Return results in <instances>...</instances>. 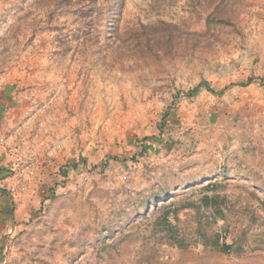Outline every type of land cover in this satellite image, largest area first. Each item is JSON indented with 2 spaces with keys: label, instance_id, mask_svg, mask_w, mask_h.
<instances>
[{
  "label": "rangeland",
  "instance_id": "rangeland-1",
  "mask_svg": "<svg viewBox=\"0 0 264 264\" xmlns=\"http://www.w3.org/2000/svg\"><path fill=\"white\" fill-rule=\"evenodd\" d=\"M98 6L0 0V264H264V0ZM210 181L239 254L152 232Z\"/></svg>",
  "mask_w": 264,
  "mask_h": 264
},
{
  "label": "trees",
  "instance_id": "trees-1",
  "mask_svg": "<svg viewBox=\"0 0 264 264\" xmlns=\"http://www.w3.org/2000/svg\"><path fill=\"white\" fill-rule=\"evenodd\" d=\"M77 12L79 18H84V22H93L98 18V13L101 7L98 6V0H76ZM108 10H113V6H109ZM89 25V24H88ZM143 28L147 26L142 25ZM163 38L156 39V44H162ZM160 46V45H159ZM221 183L217 181H210L202 186L205 192L199 198V202H187L183 205L176 206L174 203H161L159 206L161 212L155 217L152 222V232L159 235V239H163L170 247L174 249H186L191 244H195L197 241L203 246H209L212 249L225 253L234 251L236 254L242 251V247L236 239H232L231 242L221 241L220 231H210L204 227V225L197 220L192 227L190 236L187 237L179 226L180 219L178 217V211L181 208H194L198 214L200 208H205L210 211L214 217H218L224 220V209L226 208L225 201L226 196L221 195L219 188ZM159 198V195H152L148 197H141L139 206L149 208L152 198ZM139 212V211H138ZM224 229V228H222ZM192 236H195L192 237Z\"/></svg>",
  "mask_w": 264,
  "mask_h": 264
}]
</instances>
